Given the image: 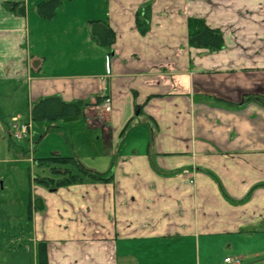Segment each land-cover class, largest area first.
<instances>
[{"label":"crops","instance_id":"1","mask_svg":"<svg viewBox=\"0 0 264 264\" xmlns=\"http://www.w3.org/2000/svg\"><path fill=\"white\" fill-rule=\"evenodd\" d=\"M43 1L0 0V95L27 87L28 121L43 99L84 103L80 118L32 121L29 135L102 180L36 190L35 250L46 242L49 264H183L186 250L197 264H264V248L238 247L264 240V0H61L50 21ZM191 18L223 47L191 46ZM95 21L116 34L111 47L94 39ZM71 129L94 151L78 155Z\"/></svg>","mask_w":264,"mask_h":264},{"label":"rangeland","instance_id":"2","mask_svg":"<svg viewBox=\"0 0 264 264\" xmlns=\"http://www.w3.org/2000/svg\"><path fill=\"white\" fill-rule=\"evenodd\" d=\"M7 90L6 95H0V264H36V250L32 243L29 223V205L30 202L40 201L35 196L36 190L40 187L35 182L36 178L58 179L61 175L54 174L51 168H41L38 165L40 159L54 156L56 152L53 153L50 149L52 146L58 147L59 142L51 138L49 149L46 144L38 149L31 143V139H16L12 125L28 121L27 111L31 98L27 87L17 91ZM16 113L22 114L19 119L14 117ZM39 128L37 126L35 130L41 131ZM70 133L75 136L78 155H84L85 150L94 151L89 144L87 132L75 133L71 129ZM69 149L71 150V147ZM89 155L90 158H94V154ZM52 169L73 174H77L79 170L73 163L56 165ZM238 247L243 253H250L254 249L264 248V240L261 237L251 238L247 242L241 241ZM214 256L211 252L206 258L214 261ZM180 259L183 264H197L191 250L184 251ZM247 263L250 262L245 264Z\"/></svg>","mask_w":264,"mask_h":264},{"label":"trees","instance_id":"3","mask_svg":"<svg viewBox=\"0 0 264 264\" xmlns=\"http://www.w3.org/2000/svg\"><path fill=\"white\" fill-rule=\"evenodd\" d=\"M61 0H47L38 5V13L44 19L50 21L56 14V11L61 7ZM11 11L18 15H25L26 9L23 5L12 3L8 5ZM150 7L141 8L136 15L137 26L142 33L148 29L147 23L150 19ZM92 35L99 45L102 47H111L116 40V34L109 27L108 24L102 22H92ZM189 41L190 45L200 49H208L212 51L220 50L223 47V36L220 31L212 29L207 26L204 20L191 18L189 20ZM86 105L82 102L66 103L59 97H51L39 101L31 109V119L35 123L43 122H57V121H71L80 118ZM70 163L76 164L81 174L74 175L69 171L52 169L53 166L68 165ZM42 168L52 170L54 174L59 175L60 178H36L35 182L47 189L56 187H65L81 181L84 177H91L96 180H102L101 177L92 174L81 168L78 161L72 157H64L59 154H54L50 158L40 159L38 162ZM34 209H43L41 200H36L29 205V220L32 218ZM36 264H49V254L47 243L40 242L36 245Z\"/></svg>","mask_w":264,"mask_h":264},{"label":"built area","instance_id":"4","mask_svg":"<svg viewBox=\"0 0 264 264\" xmlns=\"http://www.w3.org/2000/svg\"><path fill=\"white\" fill-rule=\"evenodd\" d=\"M111 72V69H110V63H109V59L107 61V73L109 74ZM104 90L107 89V84L105 83L104 84V87H103ZM102 111H104L105 113H111L112 112V109H113V102H112V99L107 96V95H104L103 96V101H102ZM12 130L15 134V138L16 139H23V138H27L29 136V134H31V131H32V121H28L26 123H23V124H13L12 125ZM225 263L227 264H240V261L239 260H232L230 258H226L225 259Z\"/></svg>","mask_w":264,"mask_h":264}]
</instances>
